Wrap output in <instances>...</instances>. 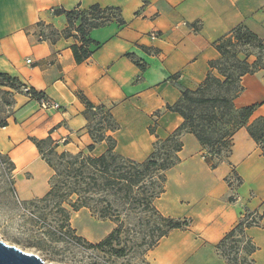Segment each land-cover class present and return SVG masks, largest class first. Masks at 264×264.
Returning <instances> with one entry per match:
<instances>
[{"label":"crops","instance_id":"crops-1","mask_svg":"<svg viewBox=\"0 0 264 264\" xmlns=\"http://www.w3.org/2000/svg\"><path fill=\"white\" fill-rule=\"evenodd\" d=\"M94 4L119 8L125 22L114 19L92 29V54L78 63L72 47L79 40L66 35L68 18L58 10ZM240 24L264 37V0H0V73L18 77L60 104L45 109L19 93L9 124L0 127V153L13 165L20 201L43 198L54 175L35 140L50 136L57 151L73 154L107 150L106 140L89 150L93 138L85 100L113 114L118 127L106 134L116 140L117 152L135 160L148 157L155 141L153 120L159 122V137L182 124L167 105L176 103L183 89L203 83L210 61L219 57L213 43ZM41 33L47 39L39 40ZM242 85L236 107L258 104L253 119L264 116V70L245 75ZM181 140L180 162L168 171L165 192L155 204L163 215L187 218L190 224L161 238L147 251V260L227 264L218 243L245 213L264 211V150L243 127L234 135L229 159L213 169L194 134L184 133ZM232 174L241 180L235 187L228 182ZM74 213L72 221L80 227L91 216L88 208ZM114 227L112 220L101 219L92 228L77 229L98 243ZM247 232L258 247L253 264H264V216Z\"/></svg>","mask_w":264,"mask_h":264},{"label":"trees","instance_id":"trees-1","mask_svg":"<svg viewBox=\"0 0 264 264\" xmlns=\"http://www.w3.org/2000/svg\"><path fill=\"white\" fill-rule=\"evenodd\" d=\"M58 12L66 14L68 18L66 35H74L79 40L72 47L78 63L92 54L89 47L94 42L90 38L92 29L114 19L121 24L125 22L119 8L103 7L99 4L70 10L62 8ZM213 45L219 57L210 61V70L203 83L195 89H183L180 99L167 105L168 110L183 118L182 124L168 137H157L153 151L144 161L124 156L115 150L116 140L106 134V131L118 127L113 114L105 111L104 105H94L85 100L89 119L88 131L93 138L89 150L92 151L96 143L108 139L107 151L101 155L59 152L56 149L57 144L50 136L35 140L43 158L53 167L55 173L51 178L49 192L35 202L25 203L47 202L57 198V207L63 214L62 228H71V211H78L83 207L90 209L101 219L118 222V226L102 241L90 242L88 245L93 248L108 247L119 255L125 254L124 247H114V242L119 241L117 235L120 228L124 227V222L120 219L122 213L138 210L150 215V228L156 233L150 248L171 230L189 226V219L165 216L154 204V200L165 191L167 171L180 162L179 152L183 148L181 136L187 132L195 135L204 148L203 156L213 169L229 159L233 152L234 135L243 127L247 128L264 150V116L253 119L259 105L236 107L234 103L244 91L242 78L264 70V37L245 24H240L218 38ZM1 80L15 81L22 87L27 86L18 77L7 73H0ZM26 93L39 101L45 98L43 92L33 87ZM98 115L101 116L100 119L97 118ZM8 124L7 120H3L0 127ZM45 144H49V147L45 148ZM74 195L76 197L71 198ZM66 200L71 211L62 206ZM253 213L247 212L218 243L217 251L226 259L227 264H253V254L258 247L247 229L260 226L264 212L259 217L252 215ZM78 239L85 240L81 236ZM242 242H245V256L239 262L237 257H230L231 251L226 248L229 244V248L233 250Z\"/></svg>","mask_w":264,"mask_h":264},{"label":"rangeland","instance_id":"rangeland-1","mask_svg":"<svg viewBox=\"0 0 264 264\" xmlns=\"http://www.w3.org/2000/svg\"><path fill=\"white\" fill-rule=\"evenodd\" d=\"M152 36L160 37L157 32H153ZM29 89V86L22 87L15 81H0V122L3 120L9 122V118L14 113L15 96L22 92L26 93ZM97 118L100 119L101 116L98 115ZM158 124V120L155 119L150 126L155 141L159 137L156 133ZM166 137L160 138L164 139ZM105 140L109 145L108 139ZM44 147L48 148L49 144H45ZM231 176L237 182L235 180L230 182L228 179L230 186L235 187L241 183L239 177L235 178L233 174ZM75 197L74 195L71 198ZM56 200L57 198L47 202L37 201L34 204L20 201L13 184V165L7 157L0 153V238L5 242L16 245L26 252L38 254L47 263L51 264H150L146 253L151 249L150 245L156 233L150 228L152 223L149 222L150 215L148 213L139 212L138 210L122 213L120 219L124 222V227L120 228V233L117 235L119 241L114 242L115 248L124 247L125 249V254L119 255L108 247H90L88 243L91 241L79 233L77 228H92L96 220H101L90 209L91 216L87 217L86 222H84L85 225L80 227L77 225L76 220L72 221L71 217L75 215V211H71L66 200L62 206L71 211L69 219L71 228H62L63 214L59 211ZM156 200L157 198L154 200V204ZM259 215L260 213L256 214V217H259ZM112 221L115 224L114 228H116L118 222ZM80 236L85 240H79ZM244 246L245 242H242L238 244L237 248L231 250L228 244L226 249L231 251L229 252L230 257H237L240 262L245 256Z\"/></svg>","mask_w":264,"mask_h":264},{"label":"water","instance_id":"water-1","mask_svg":"<svg viewBox=\"0 0 264 264\" xmlns=\"http://www.w3.org/2000/svg\"><path fill=\"white\" fill-rule=\"evenodd\" d=\"M0 264H51L38 254L22 250L0 238Z\"/></svg>","mask_w":264,"mask_h":264},{"label":"built area","instance_id":"built-area-1","mask_svg":"<svg viewBox=\"0 0 264 264\" xmlns=\"http://www.w3.org/2000/svg\"><path fill=\"white\" fill-rule=\"evenodd\" d=\"M47 39V37L45 36V34L41 33L39 35V40H45ZM28 62H31V60H27ZM40 105L42 108H45V109H48V108H52V109H56V108H59L60 107V104L58 102H55V101H51V100H48V99H42L40 101ZM235 179L233 178V176H231L229 178V181L230 182H233ZM236 181V180H235ZM237 182V181H236ZM257 212H254L252 215H256ZM252 219V218H251Z\"/></svg>","mask_w":264,"mask_h":264}]
</instances>
